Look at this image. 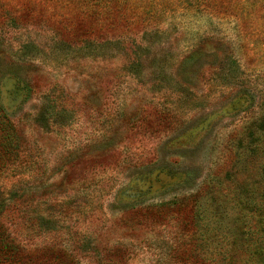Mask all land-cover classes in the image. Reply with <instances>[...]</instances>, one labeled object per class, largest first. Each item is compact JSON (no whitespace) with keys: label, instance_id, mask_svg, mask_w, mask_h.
<instances>
[{"label":"rangeland","instance_id":"obj_1","mask_svg":"<svg viewBox=\"0 0 264 264\" xmlns=\"http://www.w3.org/2000/svg\"><path fill=\"white\" fill-rule=\"evenodd\" d=\"M185 1L0 15V110L23 143L0 172V264H256L238 212L219 224L216 190L195 195L215 175L264 190L260 153L233 162L264 116V3Z\"/></svg>","mask_w":264,"mask_h":264},{"label":"trees","instance_id":"obj_2","mask_svg":"<svg viewBox=\"0 0 264 264\" xmlns=\"http://www.w3.org/2000/svg\"><path fill=\"white\" fill-rule=\"evenodd\" d=\"M20 6L13 11H7L5 0H0V15H68V3H65V7L57 8L53 5L54 0L49 3L36 2L34 0H20ZM81 7L78 8V12L84 15L88 11H92L91 7L99 6L103 3V0H77ZM208 1V0H206ZM220 1L219 5L221 9H225L228 3L225 0ZM244 1V0H239ZM254 2V6L257 5L259 0H251ZM264 3V0H261ZM190 0L185 1V3ZM90 6V7H89ZM184 6H188L185 4ZM47 7V10L44 9ZM225 14V13H224ZM92 15H100L97 12H92ZM123 15V14H122ZM12 20V19H10ZM122 22V20H121ZM98 26V25H97ZM245 141L241 142V145H237L234 161L236 164H242L245 161L247 154L254 155L260 153L263 158V168L260 171V180L264 182V116L254 122L247 128L245 134ZM22 136L16 126L4 115L0 110V172L8 169L10 166L15 165L19 160L22 150ZM230 175L229 173L227 176ZM228 177H220L215 175L212 182L215 186L210 188L206 186L203 190L199 191L195 196V199L200 197V194L209 191V189L216 190L217 201L214 199V205L219 209L221 205L230 204L234 210L238 212V217L235 224H238L237 236H249L251 245L250 258L256 264H264V190L261 193H255L252 190L240 191L235 189L227 195H224L221 187L224 185L225 180ZM208 196V195H207ZM199 200L197 201V203ZM7 204L5 201V195L0 191V252L10 251L9 246L5 244L10 236L6 235L4 223L1 221L3 214L6 212ZM219 224L222 223L226 211H218ZM221 220V221H219ZM243 224V225H242ZM12 243L13 241L10 240ZM14 243V242H13Z\"/></svg>","mask_w":264,"mask_h":264}]
</instances>
